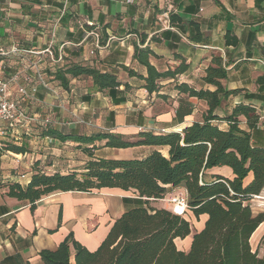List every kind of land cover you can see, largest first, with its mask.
<instances>
[{
	"label": "crops",
	"instance_id": "0c3cea01",
	"mask_svg": "<svg viewBox=\"0 0 264 264\" xmlns=\"http://www.w3.org/2000/svg\"><path fill=\"white\" fill-rule=\"evenodd\" d=\"M136 44L153 52L149 62L158 71L173 68L182 60L187 64L186 71L161 81L157 93H148L142 79L123 69L124 66L146 74L145 67L133 58ZM12 49L18 53L12 54ZM214 56L221 58L226 72L222 86L239 90L221 96L214 114L224 118L238 103L249 104L261 114L264 0H0V77L8 79L16 74L19 84L28 88L31 84L38 85L35 69H39L51 88L38 85L33 97L21 99L17 87L12 86L10 97L20 100V106L36 120L18 125L7 134L15 145L25 144L18 140L27 139L28 151L26 161L17 163L8 155L22 153L0 149V179L27 184L34 162L48 174L80 171L89 159L82 147L93 144L96 146L91 149L93 158H143L154 149L167 156L166 146L114 148L103 146L104 140L80 145L43 135L41 131L50 128L73 135L109 132L129 140H134L141 131H180L200 121L207 105L203 100L178 93L174 86L184 82L196 89L213 90L202 77ZM33 63L36 67L31 66ZM66 63H80L112 73L121 85L96 90L89 87L90 80L72 78L69 88L63 89L51 80L50 74ZM180 104L191 110L178 120L175 110ZM45 116L52 121L42 126ZM239 119L240 128L248 130L244 118ZM215 122L220 128H227L226 120ZM250 133L255 145L264 146V118L259 119ZM215 174L232 177L229 167H212L206 170L205 180H212ZM167 188L166 194L181 192L187 199L184 187ZM129 192L118 188L55 191L41 197L31 210L28 201L10 197L6 189H0V264H44L39 252L54 250L70 233L88 250H95L113 222L138 204L134 201L136 196ZM249 203L254 214L264 212V187ZM149 204L173 211L171 205ZM188 212L194 219V227L184 239H175L178 249L184 251L207 218L203 214L196 219ZM249 242L252 251L264 258V221Z\"/></svg>",
	"mask_w": 264,
	"mask_h": 264
},
{
	"label": "trees",
	"instance_id": "16d2710c",
	"mask_svg": "<svg viewBox=\"0 0 264 264\" xmlns=\"http://www.w3.org/2000/svg\"><path fill=\"white\" fill-rule=\"evenodd\" d=\"M151 55L149 48L135 45L133 58L145 67V75L123 66L130 76L144 81L143 87L148 93H157L161 81L175 78L187 69L182 60L173 68L158 71L149 62ZM225 75L221 58L214 56L202 77L213 90L196 89L184 82L175 84L178 93L203 100L207 105L200 121L180 131H141L134 140L109 132L73 135L50 128L41 131L43 135L80 145L104 140L106 147L168 148L167 156L154 149L143 158L108 159L93 158L91 149H96L93 144L82 147L89 159L80 171L48 174L34 162L27 184L0 179V189H6L10 197L28 201L31 210L41 197L55 191L118 188L136 196L134 201L138 204L126 209L113 222L95 250H88L70 233L54 250L39 252L44 264H264V258L252 251L249 242L252 233L264 221V212L254 214L249 203L264 187V146L255 145L250 133L258 124L259 113L249 104L238 103L224 118L214 114L221 96L239 91L222 86ZM50 77L66 90L72 78L90 80L96 90L121 85L116 75L80 63H66L56 68ZM190 110L188 105L180 104L175 110L176 119L181 120ZM239 117L244 118L248 130L240 128ZM220 119L226 120L227 128L218 126L215 121ZM1 149L15 153L28 151L26 144H8ZM222 166L231 169L232 177L215 174L212 180H205L207 169ZM248 177L250 179L246 180ZM167 186L184 187L185 211H190L196 219L203 214L207 216L203 227L193 233L187 251L178 249L175 239H184L190 234L189 220L183 214L149 206L151 199H160L167 193Z\"/></svg>",
	"mask_w": 264,
	"mask_h": 264
},
{
	"label": "built area",
	"instance_id": "2783aa9c",
	"mask_svg": "<svg viewBox=\"0 0 264 264\" xmlns=\"http://www.w3.org/2000/svg\"><path fill=\"white\" fill-rule=\"evenodd\" d=\"M95 38H98V34L94 31L91 32ZM96 47H100V44H96ZM50 57L52 58L51 52L46 49ZM12 54H17V49H12L10 51ZM2 53V52H1ZM31 66H35L36 64H31ZM35 76L38 80V85H42L45 88L51 89L47 84V81L43 77L42 73L39 69H35ZM15 85L17 87L18 92L21 94V99L25 97H33L37 92V84H31L28 88L22 86L18 82V76L12 75L8 79H4L0 77V138H4L7 136L9 132H12L18 125H28L31 122H34L36 118L30 115L24 108L20 106V100L12 99L10 97L11 88ZM78 120L79 118L76 117ZM264 118V110L259 114V119ZM52 121L50 116H45L41 120L42 126H47ZM2 148V143H0V149ZM27 156L26 153L16 154L15 161L17 163L20 162V159L25 158ZM24 177V174L20 175ZM171 208L172 212L177 214H183L187 209V202L183 197L174 196L171 200ZM179 208L181 210H179Z\"/></svg>",
	"mask_w": 264,
	"mask_h": 264
},
{
	"label": "rangeland",
	"instance_id": "374dc122",
	"mask_svg": "<svg viewBox=\"0 0 264 264\" xmlns=\"http://www.w3.org/2000/svg\"><path fill=\"white\" fill-rule=\"evenodd\" d=\"M88 86H89V84L90 83H86ZM87 87V86H86ZM89 87H91V85L89 86ZM18 141H21V142H23V143H25L27 146H28V140L27 139H21V140H18ZM17 140H16V142H18ZM5 142V144L6 145H8V144H12V139H10V138H5L4 137V139H1L0 138V143H4ZM8 157H10V158H13L14 160H15V156L14 155H8ZM25 162L26 161V158H22V159H20V162ZM19 170V169H18ZM19 171H21V170H19ZM22 172V171H21ZM20 173V172H19ZM3 180H5V181H8V180H11V179H3ZM22 181H24V180H22ZM129 194H133L131 191L129 192ZM174 196H180V197H184V194L183 193H181V192H178V193H176V194H170V195H168V194H165L162 198L163 199H161L160 201H152L153 199H151L150 201H149V203L150 202H153V206H160V205H162V204H166L167 206H170L171 205V203H170V200L174 197ZM155 202V203H154ZM149 206H150V204H149ZM179 210H181L180 208H179ZM184 218H186L187 220H189V222H190V224H191V227H194V219L189 215V212L188 211H185V213L182 215ZM193 230H194V228H193Z\"/></svg>",
	"mask_w": 264,
	"mask_h": 264
}]
</instances>
